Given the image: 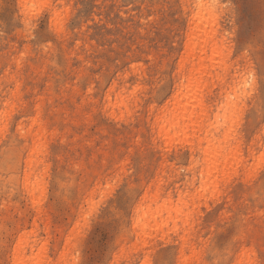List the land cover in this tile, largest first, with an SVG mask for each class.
Wrapping results in <instances>:
<instances>
[{"label": "rangeland", "instance_id": "rangeland-1", "mask_svg": "<svg viewBox=\"0 0 264 264\" xmlns=\"http://www.w3.org/2000/svg\"><path fill=\"white\" fill-rule=\"evenodd\" d=\"M195 4L0 0V264L264 259V0Z\"/></svg>", "mask_w": 264, "mask_h": 264}, {"label": "bare ground", "instance_id": "bare-ground-1", "mask_svg": "<svg viewBox=\"0 0 264 264\" xmlns=\"http://www.w3.org/2000/svg\"><path fill=\"white\" fill-rule=\"evenodd\" d=\"M213 1L214 0H196L195 6H196V8H200V7L204 6L206 3H211V2L213 3ZM52 11H53V9H52ZM220 53H222V50H221L220 43L217 40V33L215 31H212V32H209V33L208 32H204L203 41L201 43H199L198 45H195L191 49L190 55L188 56V59H187L188 62L186 61L187 65L189 64L190 67H191L190 75L193 76L191 73H194L199 68L200 69H206L205 67H207V66H205V65H207V64L204 63L205 60H209L210 59V61H213L216 57H218V55ZM215 62H214V66H215ZM221 65H222V63H221ZM181 66H182V64H181ZM214 66H212V67H214ZM222 67H224V66H222ZM208 69H209V66H208ZM211 69H213V68H211ZM200 71L202 72L203 70H200ZM191 79H192V77H191ZM200 95L199 96H195L194 104H196V105H203L204 104L203 103V101L205 100L204 99V95H202V96H200ZM184 112L186 113V111H184ZM191 112H193V110H191ZM183 116L184 115L181 112L178 115H176L175 116V120L170 123V128L173 129V130L180 129L184 125V123L182 122V117ZM167 128L168 127L164 126V129H167ZM19 260H20V258H15V262H18L17 264H23V262H20Z\"/></svg>", "mask_w": 264, "mask_h": 264}, {"label": "snow or ice", "instance_id": "snow-or-ice-1", "mask_svg": "<svg viewBox=\"0 0 264 264\" xmlns=\"http://www.w3.org/2000/svg\"><path fill=\"white\" fill-rule=\"evenodd\" d=\"M39 27H40L39 17H37V19H35V20H29L28 21V29L29 30L37 29ZM46 31L47 30H45L44 32L38 31L36 33V36L39 37L40 40H48L49 37L47 36ZM33 39H36V37H33ZM261 77H262V85H264V69L261 70ZM262 179H264V177H262ZM261 187H262V189H264V185H262ZM114 195H115V193H114ZM97 219L100 220V219H102V217L98 216ZM84 243H85V246H87L89 241H85ZM110 261H111V257H109L108 259H105V260L97 261L96 264H110ZM81 264H91V262L82 261ZM111 264H115V262L112 261ZM228 264H232V262L229 261ZM260 264H264V259H262L260 261Z\"/></svg>", "mask_w": 264, "mask_h": 264}]
</instances>
